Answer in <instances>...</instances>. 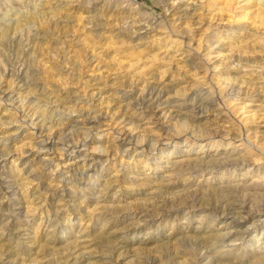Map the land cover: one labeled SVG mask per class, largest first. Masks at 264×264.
Wrapping results in <instances>:
<instances>
[{"label": "rangeland", "instance_id": "1", "mask_svg": "<svg viewBox=\"0 0 264 264\" xmlns=\"http://www.w3.org/2000/svg\"><path fill=\"white\" fill-rule=\"evenodd\" d=\"M0 264H264V0H0Z\"/></svg>", "mask_w": 264, "mask_h": 264}]
</instances>
